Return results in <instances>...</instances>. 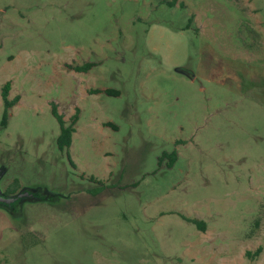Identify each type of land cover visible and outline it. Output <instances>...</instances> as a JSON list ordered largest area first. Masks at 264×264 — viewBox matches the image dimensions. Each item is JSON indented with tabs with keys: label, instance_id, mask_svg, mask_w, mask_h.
<instances>
[{
	"label": "rangeland",
	"instance_id": "rangeland-1",
	"mask_svg": "<svg viewBox=\"0 0 264 264\" xmlns=\"http://www.w3.org/2000/svg\"><path fill=\"white\" fill-rule=\"evenodd\" d=\"M0 170V264H264V0H0Z\"/></svg>",
	"mask_w": 264,
	"mask_h": 264
},
{
	"label": "trees",
	"instance_id": "trees-1",
	"mask_svg": "<svg viewBox=\"0 0 264 264\" xmlns=\"http://www.w3.org/2000/svg\"><path fill=\"white\" fill-rule=\"evenodd\" d=\"M93 67H94V64H92V63H85L83 65H78V66H74V67L71 66V65H66V68L69 71H74L76 73H87ZM10 90H11V84L10 83H7L2 89V100H3V105H4V113H3V119H2V123L1 124H2L3 127L7 126L8 119H9V110L13 106H15L20 100L19 97H16L13 100H10V98H9ZM91 93L92 94L93 93H105L106 95H109V96H118L119 95V92L114 91V90H94ZM52 114L56 118V120L58 121L59 126H60V134H59L58 139H57L58 148L61 151H64L65 149L68 150V149L71 148L73 135L76 132V124L78 122L79 110H76V113L72 116L71 123L69 125L65 121L64 116H62L59 113L58 106L55 103L52 104ZM106 125L110 126L112 124L111 123H107ZM167 156L170 157L171 164H173L177 160V153L173 152L170 155H164L163 157H161L160 158V164L162 163L163 159L165 157H167ZM69 159H70L72 165L75 167L74 163L71 160L70 155H69ZM92 179L95 180L96 178L92 177ZM101 185H102V183H101ZM106 187L107 186L102 185V187H99V189L95 193L99 194L100 192L104 191V189H106ZM32 192H33V195L36 196L39 201H41V200H44V201H57V200H59L60 197H62L61 195L50 194L48 192L45 193L44 196H42L39 191H32ZM0 207L7 210V206H5V205L0 204ZM14 214H15V212H14ZM195 223H197V221ZM200 227H201V230L204 231V225L201 226V224H200ZM261 252H262V250H261V248H259L255 252L254 256L255 257L259 256L261 254ZM245 255L247 257H252L253 256V254L250 251H247Z\"/></svg>",
	"mask_w": 264,
	"mask_h": 264
},
{
	"label": "water",
	"instance_id": "water-1",
	"mask_svg": "<svg viewBox=\"0 0 264 264\" xmlns=\"http://www.w3.org/2000/svg\"><path fill=\"white\" fill-rule=\"evenodd\" d=\"M1 171V170H0ZM4 174V173H3ZM3 174H1L0 176V180L3 177ZM33 198V192L31 191H25V192H21L20 194H18L16 197H5L3 196V193L0 190V204L2 205H11L12 203H14L16 200H18L19 198Z\"/></svg>",
	"mask_w": 264,
	"mask_h": 264
},
{
	"label": "flooded vegetation",
	"instance_id": "flooded-vegetation-1",
	"mask_svg": "<svg viewBox=\"0 0 264 264\" xmlns=\"http://www.w3.org/2000/svg\"><path fill=\"white\" fill-rule=\"evenodd\" d=\"M5 171H3V170H1L0 171V176H1V174H3ZM3 178V177H2ZM1 181V180H0ZM25 191H30L31 192V190H23L22 192H25ZM2 193H3V196H5V197H16L17 195H8V194H6L5 192H3V191H1ZM20 194V193H19ZM25 201H39L38 200V198L36 197V196H34L33 198H31V199H29V198H19L18 200H16L14 203H12L11 205H5V206H7V210H9L10 212L12 211L13 213L15 212V210H14V206L16 205V204H21V203H23V202H25Z\"/></svg>",
	"mask_w": 264,
	"mask_h": 264
}]
</instances>
